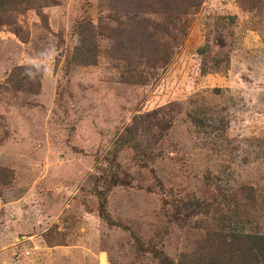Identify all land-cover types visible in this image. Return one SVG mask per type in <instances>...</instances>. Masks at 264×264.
Masks as SVG:
<instances>
[{
    "label": "rangeland",
    "instance_id": "rangeland-1",
    "mask_svg": "<svg viewBox=\"0 0 264 264\" xmlns=\"http://www.w3.org/2000/svg\"><path fill=\"white\" fill-rule=\"evenodd\" d=\"M2 1L0 264H241L217 215L264 234V0Z\"/></svg>",
    "mask_w": 264,
    "mask_h": 264
},
{
    "label": "trees",
    "instance_id": "trees-1",
    "mask_svg": "<svg viewBox=\"0 0 264 264\" xmlns=\"http://www.w3.org/2000/svg\"><path fill=\"white\" fill-rule=\"evenodd\" d=\"M2 2H4L5 4H9L12 2V0H3ZM81 27L82 26H79L78 29ZM76 34L78 36L77 47H79V45H83V40L81 39L80 31H77ZM190 120L192 123L197 124L196 120L193 117L190 118ZM128 130L131 131V128L126 129L127 133H129ZM121 139H123L121 143L133 142V138H131V136L127 137L125 135L124 138L121 136ZM237 190L239 191L241 197L245 200H250L249 198L252 199V189L248 185H239V188H237ZM237 205L238 204L232 202L231 197L229 199L227 197H224V212H222L221 215H217L219 218L218 221L222 222L219 223V226L222 230L221 234H223L224 236V245L223 243H221L224 248V253L221 252L223 249L219 250L218 257H224L225 262L228 260H238L241 264H264V234L244 231V223H242L238 219ZM196 206L198 207V209H202L204 212H207L208 210V207H206L205 204L202 206L201 202H198ZM229 206H232V208L230 209ZM184 255L185 254H182L180 256L184 257ZM177 264H181V262ZM205 264H212V262L211 260H209V258H207V262Z\"/></svg>",
    "mask_w": 264,
    "mask_h": 264
}]
</instances>
